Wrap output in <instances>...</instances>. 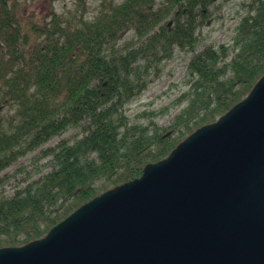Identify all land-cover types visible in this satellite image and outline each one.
Masks as SVG:
<instances>
[{
	"label": "trees",
	"instance_id": "16d2710c",
	"mask_svg": "<svg viewBox=\"0 0 264 264\" xmlns=\"http://www.w3.org/2000/svg\"><path fill=\"white\" fill-rule=\"evenodd\" d=\"M38 1L0 0V104L17 113L5 129L0 106V174L70 129L82 136L46 149L49 171L0 194V248L42 239L84 204L142 177L147 165L247 98L264 76V0H242L231 42L190 61L188 89L171 106L131 120L127 106L148 87L142 61L161 64L175 49L195 53L210 7L235 0H124L93 18L87 0H77L81 14L74 18H62L56 0H47L42 19L31 10ZM129 32L141 45L117 50ZM182 105L169 125L158 123Z\"/></svg>",
	"mask_w": 264,
	"mask_h": 264
},
{
	"label": "water",
	"instance_id": "95a60500",
	"mask_svg": "<svg viewBox=\"0 0 264 264\" xmlns=\"http://www.w3.org/2000/svg\"><path fill=\"white\" fill-rule=\"evenodd\" d=\"M0 264H264V76L142 177Z\"/></svg>",
	"mask_w": 264,
	"mask_h": 264
},
{
	"label": "rangeland",
	"instance_id": "374dc122",
	"mask_svg": "<svg viewBox=\"0 0 264 264\" xmlns=\"http://www.w3.org/2000/svg\"><path fill=\"white\" fill-rule=\"evenodd\" d=\"M124 0H87L88 18H93L101 10L107 8L110 4H122ZM163 0H158L157 4ZM242 0L232 2L218 1L209 9L208 19L198 28V44L196 52L175 49L171 59L163 61L161 64L154 65L143 60L141 63L144 75L148 80V87L144 93L137 97L127 106V113L131 120L145 110L159 111L171 106V104L188 89L186 86L187 69L194 55L203 51L205 48L213 45L219 46L224 43H230L234 34L235 27L242 17L243 11L239 4ZM55 8L62 18H74L80 16L81 5L77 0H56ZM35 11L37 17L42 19L47 12V0H39L31 9ZM171 17L167 18L169 22ZM165 24V21L164 23ZM158 28L156 29V31ZM141 42L135 37L134 33L129 32L117 45V50H132L139 47ZM124 48V49H123ZM125 50L124 52H126ZM1 102V98H0ZM2 112V123L4 128L9 129L12 123L17 122V113L15 107L8 104H0ZM183 105L177 108H171L165 116H160L157 120L161 126L169 125L179 114ZM82 136L80 128L70 129L64 135L55 137L50 142L39 148L37 151L28 153L26 156L0 174V194L11 195L19 182L30 174L37 173L44 169L49 162V158L44 157L43 152L46 149L55 148L60 142L67 141L73 143Z\"/></svg>",
	"mask_w": 264,
	"mask_h": 264
}]
</instances>
